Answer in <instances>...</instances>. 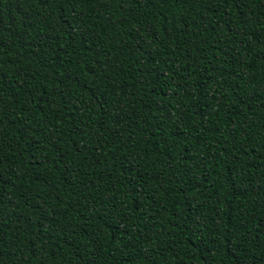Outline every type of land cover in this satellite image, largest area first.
Listing matches in <instances>:
<instances>
[{
	"label": "trees",
	"instance_id": "trees-1",
	"mask_svg": "<svg viewBox=\"0 0 264 264\" xmlns=\"http://www.w3.org/2000/svg\"><path fill=\"white\" fill-rule=\"evenodd\" d=\"M0 264H264V0H0Z\"/></svg>",
	"mask_w": 264,
	"mask_h": 264
}]
</instances>
